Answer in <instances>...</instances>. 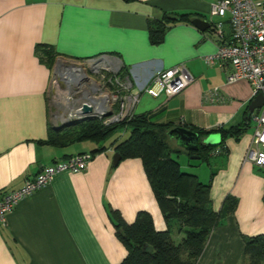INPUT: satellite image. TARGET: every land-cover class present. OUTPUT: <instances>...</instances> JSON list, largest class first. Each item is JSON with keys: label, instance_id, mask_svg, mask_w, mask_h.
Masks as SVG:
<instances>
[{"label": "crops", "instance_id": "crops-1", "mask_svg": "<svg viewBox=\"0 0 264 264\" xmlns=\"http://www.w3.org/2000/svg\"><path fill=\"white\" fill-rule=\"evenodd\" d=\"M216 1L0 0V193L16 190L44 166L100 146L38 144L54 127L49 83L56 62L113 59L132 92L146 86L156 70L183 64L192 81L172 97L140 93L132 115L172 128L213 130L238 124L252 100L250 86L243 80L226 83L228 66L203 63L216 49L208 28L199 31L189 22H174L159 44L148 40V23L163 15L190 14L209 23V5ZM37 44L51 48V66L35 52ZM213 89L217 95L209 101L205 95ZM251 127L236 141L225 139L226 153L206 163L213 175L210 207L219 221L195 264H243L242 237H264V170L242 162ZM126 136L92 154L84 171L55 174L6 214L0 224V264H118L125 250L108 209L126 224L137 212H146L157 231L165 229L140 161L111 165L113 145ZM226 196L236 201L232 213L223 206Z\"/></svg>", "mask_w": 264, "mask_h": 264}, {"label": "trees", "instance_id": "trees-1", "mask_svg": "<svg viewBox=\"0 0 264 264\" xmlns=\"http://www.w3.org/2000/svg\"><path fill=\"white\" fill-rule=\"evenodd\" d=\"M128 1V0H125ZM190 14L163 15L160 21L147 25L148 40L156 45L162 40L165 29L174 22H189ZM35 52L41 60L51 66L55 55L49 46L35 45ZM250 113L247 107L242 113L241 121L226 129L218 127L213 130H202L185 126L183 129L197 136L195 151H182L187 157L196 156L198 161L207 163L212 152L220 149L225 154L224 140H238L250 126ZM125 129L127 136L113 145V153L119 155V161L138 159L147 180L150 192L161 214L165 229L157 231L150 215L137 212L130 224L122 221L119 214L108 209L107 216L114 233L125 250V255L118 264H195L210 231L218 224L219 214L210 207L208 197L212 180L209 173L206 183H200L196 177L180 171L178 162L170 157L167 140L174 137L168 132L170 124L150 122L144 115H133L128 121L102 126L99 121L90 119L76 122L62 129L49 128L47 137L38 144L53 147H65L79 142L98 144L93 153L105 150L101 146L116 131ZM210 134L219 136V143L214 146L204 145L201 140ZM235 199L226 196L223 206L226 213H232ZM179 236L173 242L171 233ZM243 264H264V237L261 235L242 237Z\"/></svg>", "mask_w": 264, "mask_h": 264}, {"label": "built area", "instance_id": "built-area-1", "mask_svg": "<svg viewBox=\"0 0 264 264\" xmlns=\"http://www.w3.org/2000/svg\"><path fill=\"white\" fill-rule=\"evenodd\" d=\"M208 31L216 43L215 52L203 57L206 65L228 66L226 83L247 82L251 98L261 94L264 98V2L255 0H218L209 5ZM228 31L224 34L223 27ZM49 87L52 90V116L56 125H66L94 119L109 126L131 119L132 110L140 93L150 98L159 95L172 97L183 90L192 78L183 64L156 70L149 83L132 92V86L113 59L98 56L76 62H56ZM217 92L206 93L213 101ZM86 105L87 114L75 111ZM252 132L242 155V162L264 170V102L250 113ZM55 126V125H54ZM215 149L212 155H219ZM91 155L74 154L62 161L42 167L31 179L13 191L0 193V224L15 205L33 192L49 184L61 172L75 174L85 170Z\"/></svg>", "mask_w": 264, "mask_h": 264}, {"label": "water", "instance_id": "water-1", "mask_svg": "<svg viewBox=\"0 0 264 264\" xmlns=\"http://www.w3.org/2000/svg\"><path fill=\"white\" fill-rule=\"evenodd\" d=\"M190 24L192 26H194L197 30L199 31H205L208 26L209 23L204 20V19H199V18H192L190 19ZM264 102V98L261 94H257L248 104L247 106V111L248 113H252L254 110L258 109L261 107V105ZM90 108L86 105H82L81 108L77 109L75 111L76 114H87L89 113ZM84 120H90V119H84ZM76 122L74 123H69L66 125H55L53 127V129H62L64 127H67L68 125H74ZM171 133L174 134V140H175V144L176 146L185 151H195L197 149V136L196 134L187 131L183 128H179V127H175L172 128L169 132L168 135H170ZM201 142L204 145H209V146H214L217 145L219 143V136L217 134H210L208 136H206L204 139L201 140ZM119 155L117 153H113L112 157H111V165L115 166L118 161H119ZM190 159H194L196 160L197 157L196 156H190Z\"/></svg>", "mask_w": 264, "mask_h": 264}, {"label": "rangeland", "instance_id": "rangeland-1", "mask_svg": "<svg viewBox=\"0 0 264 264\" xmlns=\"http://www.w3.org/2000/svg\"><path fill=\"white\" fill-rule=\"evenodd\" d=\"M52 72H54L53 69H52ZM52 114L53 113H50V115H51L50 116V122L52 125H56V121H57L58 117H57V119H55L52 116ZM246 133H249V129H247ZM126 134H127V131L118 130L109 139H107L105 142H103L101 145L108 146L111 141L115 140L116 138H120L121 135H126ZM167 143H168L169 149L174 150L173 152L170 153V157L175 159L178 162L179 167H180V171L183 173H186V174L194 175L198 182L203 183L205 181L204 178H206L205 175L210 172L209 170L206 169V163L198 161L197 159L194 160V159H190L189 157L186 158V156L183 152H175L178 147L176 146L175 140L173 137L168 138ZM186 162H187V164H186ZM179 236L180 235H177L175 232L171 233V239L175 243L178 242Z\"/></svg>", "mask_w": 264, "mask_h": 264}]
</instances>
